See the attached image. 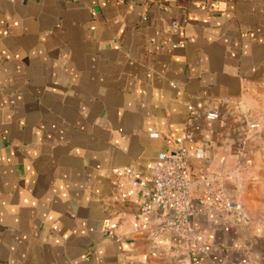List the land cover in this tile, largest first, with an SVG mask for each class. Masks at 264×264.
<instances>
[{
    "label": "crops",
    "instance_id": "obj_1",
    "mask_svg": "<svg viewBox=\"0 0 264 264\" xmlns=\"http://www.w3.org/2000/svg\"><path fill=\"white\" fill-rule=\"evenodd\" d=\"M187 133L199 264H264V0H0V264H190L115 171Z\"/></svg>",
    "mask_w": 264,
    "mask_h": 264
},
{
    "label": "built area",
    "instance_id": "obj_2",
    "mask_svg": "<svg viewBox=\"0 0 264 264\" xmlns=\"http://www.w3.org/2000/svg\"><path fill=\"white\" fill-rule=\"evenodd\" d=\"M206 118L214 120L219 118L217 111L208 112ZM193 117L189 119L191 125ZM253 126H258L254 124ZM193 140L192 135L187 133L176 141L173 149L161 152L152 165V188L146 179L139 178L128 168L115 171H124L129 179L130 187L143 188L149 198L142 205L143 211L155 210L165 216V223L153 229V234H161L165 231L183 239L182 253L188 257L190 264H199L200 255L207 251L205 245L199 242L198 236L191 228L194 213V189L195 181L191 175L189 143ZM197 185L203 191L205 197L214 203L223 200L215 178L206 172H200ZM223 204L231 208L229 201ZM119 239V237H118Z\"/></svg>",
    "mask_w": 264,
    "mask_h": 264
}]
</instances>
